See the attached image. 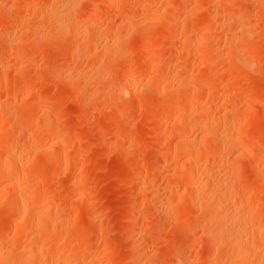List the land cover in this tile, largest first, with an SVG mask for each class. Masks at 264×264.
<instances>
[{
	"label": "rangeland",
	"instance_id": "rangeland-1",
	"mask_svg": "<svg viewBox=\"0 0 264 264\" xmlns=\"http://www.w3.org/2000/svg\"><path fill=\"white\" fill-rule=\"evenodd\" d=\"M0 264H264V0H0Z\"/></svg>",
	"mask_w": 264,
	"mask_h": 264
},
{
	"label": "bare ground",
	"instance_id": "bare-ground-1",
	"mask_svg": "<svg viewBox=\"0 0 264 264\" xmlns=\"http://www.w3.org/2000/svg\"><path fill=\"white\" fill-rule=\"evenodd\" d=\"M149 44V43H148ZM146 46V45H145ZM162 48V47H161ZM192 189V188H191ZM24 204V203H23ZM26 205V204H25ZM25 205H22V206H24V209H25ZM23 208V207H22ZM215 208V207H214ZM220 210V209H219ZM219 218V217H218ZM230 218V217H229ZM236 218V217H235ZM230 220V219H229ZM236 220V219H235ZM217 222V221H216ZM222 221L220 220L219 221V219H218V222H217V224H218V226L219 225H221V224H223V222L221 223ZM221 223V224H220ZM238 223V222H237ZM234 224H235V221H234ZM226 225V224H225ZM224 226V225H223ZM225 227V226H224ZM241 227V226H240ZM220 229H221V227H220ZM244 229V228H243ZM17 233H18V231H16ZM245 232V231H244ZM248 232V231H247ZM242 233V232H241ZM241 233H237L236 234V236H235V243H239L240 241H242L243 240V238H244V233L243 234H241ZM14 235H16V233H14ZM13 237V236H12ZM241 244V243H240ZM234 246H236V244L234 245ZM249 251H251V250H249Z\"/></svg>",
	"mask_w": 264,
	"mask_h": 264
}]
</instances>
